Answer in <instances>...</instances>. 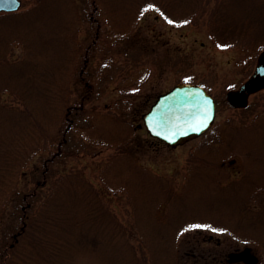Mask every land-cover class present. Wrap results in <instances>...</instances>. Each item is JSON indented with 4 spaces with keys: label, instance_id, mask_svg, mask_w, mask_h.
Returning <instances> with one entry per match:
<instances>
[{
    "label": "rangeland",
    "instance_id": "374dc122",
    "mask_svg": "<svg viewBox=\"0 0 264 264\" xmlns=\"http://www.w3.org/2000/svg\"><path fill=\"white\" fill-rule=\"evenodd\" d=\"M143 1L0 12V264H264V89L243 108L225 99L264 47L216 44V0L193 15V0ZM179 81L203 85L216 114L169 146L143 114ZM55 179L70 187L50 213Z\"/></svg>",
    "mask_w": 264,
    "mask_h": 264
},
{
    "label": "water",
    "instance_id": "95a60500",
    "mask_svg": "<svg viewBox=\"0 0 264 264\" xmlns=\"http://www.w3.org/2000/svg\"><path fill=\"white\" fill-rule=\"evenodd\" d=\"M21 0H0V11L19 8ZM264 88V49L256 58L251 74L236 89L225 94L228 105L244 107L249 94ZM216 104L213 96L200 84L177 82L160 93L143 116L147 132L168 145L183 143L207 130L214 119ZM254 260V257L246 262Z\"/></svg>",
    "mask_w": 264,
    "mask_h": 264
},
{
    "label": "trees",
    "instance_id": "16d2710c",
    "mask_svg": "<svg viewBox=\"0 0 264 264\" xmlns=\"http://www.w3.org/2000/svg\"><path fill=\"white\" fill-rule=\"evenodd\" d=\"M177 0H173V2L176 3ZM203 0H193L192 2L189 3L192 5L194 3V6L192 7L193 12H191L190 15H193L195 13H200V11L203 9L205 10L206 8L204 7V3L202 4ZM216 7L215 10L212 11L211 18L209 19L210 21V29H211V35L213 37V41L216 44H220L223 46L227 45H232V44H241V45H255L256 47L263 46V40H264V35L261 33V30L264 29V0H259L258 4L254 2V0H243L242 1V6L237 7V11L235 8V5L232 9L233 4H231L233 1L232 0H216ZM141 4H146L145 6H155V5H161L160 3L154 1V0H145ZM177 4V3H176ZM176 9H184V7L179 6ZM11 13V12H9ZM8 14V13H7ZM190 15H183L181 17H184L181 19V21H186ZM180 16V15H179ZM188 17V18H186ZM252 23L251 26L245 25V23ZM254 26L255 29H251ZM47 161L50 160H45L44 163H47ZM45 167V164H44ZM44 177L46 178L47 175L46 173V168L42 172ZM51 180V179H50ZM60 180V179H59ZM58 179H55L54 182L55 184L53 185L55 188L52 189L51 191V196L48 199H44L45 204H49V208L47 207L46 209L52 213L55 211L53 207H50V204L54 203L53 194L55 193L56 189L59 187H70L69 186V181L67 182L65 179L62 180L61 184H57L59 181ZM53 182V183H54ZM45 184V180H40L36 184V188L42 187ZM49 186V183L47 184V187ZM34 189V188H33ZM32 189V190H33ZM35 193V192H34ZM33 192H29L28 195H34ZM50 195V194H49ZM38 216V218H37ZM35 215L34 213L29 215L28 217L29 220L31 219L32 223H34L35 220L39 219H44L48 220L50 218H54L53 214H50L49 216H39ZM27 217V218H28ZM59 218V216H57ZM38 220V221H39ZM36 223V222H35ZM30 230V229H29ZM33 229L29 231V235L33 234ZM25 232V231H24ZM24 232L21 231V234ZM20 235V234H19ZM79 238L84 239L82 236V233H79ZM32 237V236H31ZM33 239H31V242ZM73 245V244H72ZM65 257V258H64ZM66 259L68 261L69 257L63 255V260ZM213 260H216L215 256H212Z\"/></svg>",
    "mask_w": 264,
    "mask_h": 264
},
{
    "label": "snow or ice",
    "instance_id": "6c2138e0",
    "mask_svg": "<svg viewBox=\"0 0 264 264\" xmlns=\"http://www.w3.org/2000/svg\"><path fill=\"white\" fill-rule=\"evenodd\" d=\"M197 227H199V226H197Z\"/></svg>",
    "mask_w": 264,
    "mask_h": 264
}]
</instances>
